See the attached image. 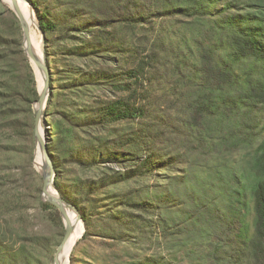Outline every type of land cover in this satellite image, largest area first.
<instances>
[{
  "label": "trees",
  "instance_id": "trees-1",
  "mask_svg": "<svg viewBox=\"0 0 264 264\" xmlns=\"http://www.w3.org/2000/svg\"><path fill=\"white\" fill-rule=\"evenodd\" d=\"M27 1L50 70L54 185L80 213L83 239L131 246L134 264H168L148 255L158 239L191 243L207 264H264V0ZM38 97L20 23L0 0L8 205L21 202L7 191L26 181L18 159L33 152ZM29 167L37 205L59 219ZM12 248L0 235V264L36 262Z\"/></svg>",
  "mask_w": 264,
  "mask_h": 264
},
{
  "label": "rangeland",
  "instance_id": "rangeland-1",
  "mask_svg": "<svg viewBox=\"0 0 264 264\" xmlns=\"http://www.w3.org/2000/svg\"><path fill=\"white\" fill-rule=\"evenodd\" d=\"M1 2L6 10H10L4 0H1ZM37 32L41 36L38 29ZM51 64L56 63L51 61ZM43 130L47 136L48 130L44 127ZM27 145L32 146V155L28 153L18 159L19 164L25 167L26 181L21 182L20 187L7 191L8 195H19L21 202L20 205H17L18 203L8 205L5 202H0L3 213V218L0 221V235L6 244L13 247L12 250L26 249L32 255H35L34 258L36 262H39L38 264H52L56 249L64 235V224L60 215L58 219L53 213L45 212L35 201L38 196L36 190L39 184L29 167V161L32 160L33 168L36 170L34 166L35 139L33 143L30 142ZM4 156H1V158L6 163H10L12 155ZM8 198L6 196V199ZM252 218L253 213L250 211L247 217L249 224ZM34 239L39 240V242L46 240L49 245L47 246L44 243L43 247L35 248L32 245ZM199 252L200 250L191 246L189 242L182 244L171 240L169 244H166L163 240L158 239L148 255L153 256L155 259L164 258L168 264H207L205 260L201 259ZM135 253L136 250L131 246L114 247L106 241H101L96 236L90 235L85 239L82 236L71 254L74 255L75 259L73 264H134Z\"/></svg>",
  "mask_w": 264,
  "mask_h": 264
},
{
  "label": "water",
  "instance_id": "water-1",
  "mask_svg": "<svg viewBox=\"0 0 264 264\" xmlns=\"http://www.w3.org/2000/svg\"><path fill=\"white\" fill-rule=\"evenodd\" d=\"M14 2V6L12 9H10L16 18L18 19L20 23V27L22 30V48L24 51V54L31 65L35 77H36V71L39 72L42 80H43V89H38V100H36L32 106V110L35 114V131H34V139L36 147L39 145L42 148L43 152V159L39 166L35 163V157H34V166L38 174L42 178V190H41V201L43 203H48L56 208V210L59 212V215L63 221L64 224V235L63 238L58 245L52 264H69L70 263V256L73 251L70 252V255L66 258L65 251L66 247L68 245V242L70 239L76 234V225L75 223H82L84 226V222L81 218L80 213L76 209L75 206L65 201L57 191L54 185V177H55V171L53 166V161L51 159V156L48 153L47 150V144H48V134L46 136V140L44 142V138H42V135L40 133L39 127L42 126V128H46L47 130L50 128V125L47 123L45 118V110L47 109V103L48 98L50 95V70L48 67L46 54L44 50V33L42 32L38 19L36 17L35 11L33 6L27 1V0H12ZM18 2H23L27 4L30 9L32 10L33 14L35 15V18L37 20V29L41 34L42 37V43H43V53L40 57L29 45V32H30V25L26 22L24 16L20 12V10L17 7ZM37 81V77H36ZM75 215V222H72L70 220V216ZM85 233V226L84 231L80 236V239ZM77 244V243H76ZM76 246V245H75ZM67 260V262H66Z\"/></svg>",
  "mask_w": 264,
  "mask_h": 264
},
{
  "label": "bare ground",
  "instance_id": "bare-ground-1",
  "mask_svg": "<svg viewBox=\"0 0 264 264\" xmlns=\"http://www.w3.org/2000/svg\"><path fill=\"white\" fill-rule=\"evenodd\" d=\"M4 1L10 7V9H12V7L14 6V2L12 0H4ZM17 7L20 10V12L22 13V15L24 16L28 25H30L29 40H28L29 45L41 57L42 53H43V43H42V37L37 32V26H36L37 20L35 18V15L33 14L30 7L23 2H18ZM36 77H37L38 89L42 90L44 84H43V80H42L38 71H36ZM39 130H40L42 138H44V142H45L46 134H45L42 126L39 127ZM43 157L44 156H43L42 148H41V146L38 145L36 147V152H35V163L37 166H39L41 164ZM70 220L72 222H75L76 221L75 215H71ZM75 225H76V234L68 242V245H67L66 251H65L66 258L70 255V252L72 251V249L75 248L76 243L79 241L80 236L84 231V227H83L82 223H77V224L75 223ZM66 262H67V260H66Z\"/></svg>",
  "mask_w": 264,
  "mask_h": 264
}]
</instances>
